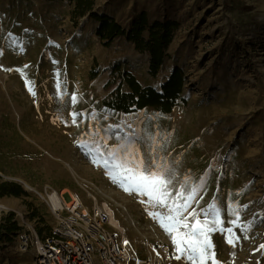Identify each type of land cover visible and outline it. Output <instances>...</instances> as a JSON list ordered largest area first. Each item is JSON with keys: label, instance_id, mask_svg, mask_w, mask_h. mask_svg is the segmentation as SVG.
Returning <instances> with one entry per match:
<instances>
[{"label": "rangeland", "instance_id": "obj_1", "mask_svg": "<svg viewBox=\"0 0 264 264\" xmlns=\"http://www.w3.org/2000/svg\"><path fill=\"white\" fill-rule=\"evenodd\" d=\"M92 1L94 13L126 29L142 12L151 23L176 21L179 27L161 70L153 75L149 54L126 37L103 46L96 34L100 23L90 13L76 17L77 0H0V175L27 192L0 198L5 206L0 223L15 213L22 229V213L38 233L44 232L57 220L41 195L75 193L91 208L90 193L114 210L125 229L127 241L110 226L119 242L131 246L133 259L125 264H148L155 257L160 264H189L175 258L172 238L161 227L168 208L124 191L103 166L108 151L127 136L145 162L161 165L171 181L167 203L195 187L189 212L201 213V223L207 219L209 226L218 212L221 226L240 237L232 246L225 234L211 233L218 264H264V0ZM176 68L183 72L184 87L168 115L151 107L124 113L105 102L122 72L143 87L159 89ZM23 75L36 85L44 112L52 104L49 96L62 91L66 107L75 112L69 132L39 126L37 119L43 117L36 101L23 95ZM123 90L129 87L124 84ZM73 96L78 97L75 105ZM15 105L26 114L19 117ZM194 222L189 216L188 223ZM17 236L13 242L0 240V264H35L34 250L17 251Z\"/></svg>", "mask_w": 264, "mask_h": 264}, {"label": "built area", "instance_id": "obj_2", "mask_svg": "<svg viewBox=\"0 0 264 264\" xmlns=\"http://www.w3.org/2000/svg\"><path fill=\"white\" fill-rule=\"evenodd\" d=\"M88 196L94 201L91 208L75 193L46 191L41 197L57 225L50 233L40 235L27 217L19 214L26 228L23 225L16 238L17 251L24 254L34 250L35 264L129 263L133 259L129 247L110 230V206L99 203L90 193ZM163 250L165 254L170 252L168 247ZM148 264H160V259L155 257Z\"/></svg>", "mask_w": 264, "mask_h": 264}, {"label": "trees", "instance_id": "obj_3", "mask_svg": "<svg viewBox=\"0 0 264 264\" xmlns=\"http://www.w3.org/2000/svg\"><path fill=\"white\" fill-rule=\"evenodd\" d=\"M93 4L92 0H77L76 17L81 18L90 13L92 19L100 23L96 34L105 47L110 46L119 37H126L135 45L137 50L147 52L150 57V72L157 75L164 64L167 49L179 24L176 21H154L151 23L148 15L142 12L132 20L130 29H126L114 18L94 13L92 11ZM145 33L148 35L145 36ZM115 70L118 71L119 68ZM124 84L129 87V91L123 90ZM183 87L184 76L180 68H176L159 89L150 86L143 87L134 75L122 72L121 83L112 93V98L105 102L111 109L124 113L133 112L135 109L141 111L151 107L168 115L182 94ZM26 195L27 192L21 185L3 181L0 175V198ZM50 231L51 229H46L44 232L40 231L39 234L45 235ZM20 232L21 227L16 221V214L9 213L6 215L0 223V240L12 241Z\"/></svg>", "mask_w": 264, "mask_h": 264}, {"label": "snow or ice", "instance_id": "obj_4", "mask_svg": "<svg viewBox=\"0 0 264 264\" xmlns=\"http://www.w3.org/2000/svg\"><path fill=\"white\" fill-rule=\"evenodd\" d=\"M72 99L76 98L73 96ZM97 155L103 156V153L98 151ZM103 166L109 170L113 181L118 183L124 191L147 196L154 205L168 208V216L166 219L160 218V224L172 238L178 253L176 259L183 258L189 264H209V262L218 264L215 245L211 241V233L219 231L225 234L227 243L232 246H235L239 240L240 237L236 236L232 228L221 226L222 221L219 219L218 212L212 222L214 226H209L207 219L201 223L198 218L201 213H195L194 210L189 212V208L198 194L197 188H192L186 196L181 190L171 204L167 203L171 196L169 191L171 181L165 177L163 171L159 170L161 165L154 164L152 161L145 162L140 156L139 150L135 149L134 143H127V136L120 144L108 151L107 156L103 159ZM181 197L184 199L183 203L178 202ZM215 209L216 206L213 205L212 210L215 211ZM202 214L208 216L210 213L204 211ZM233 214L238 217L235 209ZM189 216L195 220L191 225L188 223ZM154 218H157L156 214H154ZM180 228L187 231L181 233ZM260 247L264 248V245Z\"/></svg>", "mask_w": 264, "mask_h": 264}, {"label": "bare ground", "instance_id": "obj_5", "mask_svg": "<svg viewBox=\"0 0 264 264\" xmlns=\"http://www.w3.org/2000/svg\"><path fill=\"white\" fill-rule=\"evenodd\" d=\"M23 79L27 85V90H26L27 95L26 94H23V95L27 96V97L31 96L32 99L34 101H36L37 110L43 117V120L37 119L39 121V126H44V124H46V126H45L46 130L51 131V132H54V130L57 131L58 129H59V131H61L63 133L69 132V130L71 129V125L73 123V120L75 118L74 117L75 112H74V110L66 107V105H67L66 104V97H65V95H63L62 91L58 90V92H56V95H53V97L49 96V98L52 101V104L49 108V111L44 112L45 108H44V106H42V100L40 99L39 92H38L36 85L26 75H23ZM2 84H3V89L10 96L7 83L3 80ZM74 97L76 99L75 100L72 99V105H75L78 102V97L77 96H74ZM17 108H18V106L15 105V110H16V113L18 114L19 117H21L22 114L23 115L26 114V112H23V113L19 112ZM55 128H57V129H55ZM66 165L70 168V170L75 175H77V171L74 167H72L68 163ZM53 200L55 203H57V199H53ZM117 205L122 206L120 204H117ZM4 208H5V206L0 205V211L3 210ZM124 210L127 213L128 218L130 219L132 225L136 226V223H135L133 217L131 216V214L129 213L128 209L125 207ZM110 213L112 216L111 223H112L113 227L116 230H118L120 232V234H122L124 241H127L128 239L125 235V229L122 227V225L120 224L118 219L115 217L114 210L112 208L110 210ZM142 235H143L144 239L148 241V237L143 233H142ZM127 245L129 248L131 247L128 242H127Z\"/></svg>", "mask_w": 264, "mask_h": 264}, {"label": "water", "instance_id": "obj_6", "mask_svg": "<svg viewBox=\"0 0 264 264\" xmlns=\"http://www.w3.org/2000/svg\"><path fill=\"white\" fill-rule=\"evenodd\" d=\"M25 186H26L27 188H29V189H32L31 187H29V186H28V185H26V184H25ZM32 190H33V189H32Z\"/></svg>", "mask_w": 264, "mask_h": 264}]
</instances>
